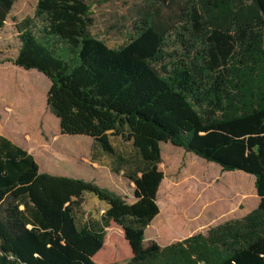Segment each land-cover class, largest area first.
Listing matches in <instances>:
<instances>
[{"label": "trees", "instance_id": "obj_1", "mask_svg": "<svg viewBox=\"0 0 264 264\" xmlns=\"http://www.w3.org/2000/svg\"><path fill=\"white\" fill-rule=\"evenodd\" d=\"M14 2L0 0V28ZM122 18L129 35L117 47L92 34L87 0H37L14 21L19 46L6 60L30 69L19 70L25 82L49 79L44 101L60 133L89 136L109 156L110 136L131 141L137 160H118L137 174L125 175L135 198L127 202L92 179L39 171L0 134V264H264V0H140ZM10 81L24 123L34 97ZM161 142L251 174L256 207L166 245L147 240ZM248 174L232 173L214 193L224 208L255 197ZM189 179L159 203L163 229L207 207L210 194ZM87 193L106 205L100 219L77 217Z\"/></svg>", "mask_w": 264, "mask_h": 264}, {"label": "rangeland", "instance_id": "obj_2", "mask_svg": "<svg viewBox=\"0 0 264 264\" xmlns=\"http://www.w3.org/2000/svg\"><path fill=\"white\" fill-rule=\"evenodd\" d=\"M36 1L15 0L8 18L0 28V134L9 137L31 153L40 171L80 177L87 180L95 178L97 180L95 182L100 186H107V188L124 197L127 202H133L135 200L133 183L108 171V166L114 167L120 164L116 154L112 156L105 154L89 136L60 133L58 120L48 110L44 101L45 92L50 85L49 79L37 70L32 69L35 73L43 75V79L39 81L36 78L31 79L28 74L27 76L30 77L31 81L25 82L24 73L19 72V70L29 72L30 69L25 70L6 60L15 57L19 46L14 21L25 16H31ZM87 1L91 4V13L94 18V24L90 28L92 34L104 40L109 47H117L126 42L129 35L128 27L127 22L122 17L129 6L140 2V0ZM11 77L24 82L34 97L31 106L35 105V109L24 123L20 119L25 118L27 114L22 113L20 107H18V96L14 89V82L10 81ZM35 82L38 84L37 91L33 90ZM11 121H16L17 126L11 125ZM110 138L116 151L122 150L128 152L129 155L132 154L131 142L126 143L125 140H120L116 136H110ZM160 151L165 162L167 161L172 165L178 163V168L166 175L161 181L156 195L158 206L172 188H175L183 180L190 178L189 181L192 184L199 183L201 185L200 189L202 187L205 195L210 194L205 210L196 215L193 214L192 219L205 218V224H211L227 218L239 217L246 211L256 207L259 198L256 195L254 177L251 174L241 170L223 171L221 168L218 170V164L206 161L191 152H184L182 148L174 146L170 142H161ZM44 163L48 164V168L43 167ZM237 171L251 175L249 178L244 179L243 183L253 190L255 197H251L249 200L240 199L235 205L224 208V197L214 195V193L222 187L224 179L233 178L232 173ZM235 177L238 178V176ZM105 209L104 202L99 201L93 194L87 193L84 195L82 209L76 215L82 219L89 217L100 219ZM156 216L153 220L157 218ZM153 220L144 232L147 240L160 236L158 232L163 231L160 225L155 226L152 223ZM184 223V230H188L189 220H185ZM163 233L174 235L173 231H164ZM108 246L110 249L112 248L111 244H108ZM125 257L126 254L120 251L118 259L124 260Z\"/></svg>", "mask_w": 264, "mask_h": 264}, {"label": "crops", "instance_id": "obj_3", "mask_svg": "<svg viewBox=\"0 0 264 264\" xmlns=\"http://www.w3.org/2000/svg\"><path fill=\"white\" fill-rule=\"evenodd\" d=\"M117 137V136H116ZM117 138H119L120 140H122L120 137H117ZM110 141H111V138H110ZM126 141V140H125ZM131 141H126V143H130ZM111 143H112V141H111ZM112 145H113V143H112ZM115 152H116V156H117V159H119V160H123L124 158H128V157H130L131 155H129L128 154V152H126V151H122V150H120L119 152L118 151H116V149H115ZM185 152V151H184ZM132 154H134V158L137 160V156H136V153H135V151L133 150V152H132ZM129 155V156H128ZM185 167V166H184ZM158 168L163 172V178H162V180L166 177V175H168L170 172H172V171H175V170H177V168H178V163H174L173 165L172 164H170V163H167V161L165 162V160H164V158H163V155L161 156V162L158 164ZM218 168H220V166L218 165ZM40 171V170H39ZM108 171H109V173H113V174H116V175H120L121 177H123V178H126V179H128L125 175L126 174H137V171H135V168H134V165H131V164H127V165H119V166H114V167H110V166H108ZM41 172H48V171H41ZM48 173H50V172H48ZM51 174H53V173H51ZM59 175H61V174H59ZM92 179V178H91ZM90 179V180H91ZM92 180H94V181H97V180H95V178H93ZM129 180V179H128ZM161 180V181H162ZM130 181V180H129ZM130 183H132L131 181H130ZM161 183V182H160ZM160 185V184H159ZM104 187H107V186H104ZM114 191V190H113ZM116 192V191H115ZM117 193V192H116ZM157 195V194H156ZM158 205V204H157ZM159 207V211H158V213H157V218H155L154 220H153V224L155 225V226H157V225H160V226H162L160 223H159V218H160V216H161V213H162V209H161V207L160 206H158ZM248 211H246L245 213H247ZM245 213H243L242 215H244ZM196 215V214H195ZM241 215V216H242ZM240 217V216H239ZM227 219H229V218H227ZM227 219H225V220H227ZM151 220V221H152ZM186 220H189V223L187 224V227H189L188 228V230H184V227H185V223H184V221L183 222H177V221H172L169 225H168V227L166 228V229H163V231L162 232H158V233H160V236H158V237H152L151 239H153V240H156L160 245H166V244H169V243H171V242H174V241H177V240H180V239H182V238H184V237H186V236H189V235H191V234H193V233H197V232H201V231H204L206 228H208L209 226H211V225H214V224H217V223H219V222H222V221H224V220H222V221H219V222H215V223H211V224H205V218H201L200 220H198V219H192V218H188V219H186ZM194 222V223H193ZM150 224V223H149ZM148 227V226H147ZM146 229V228H145ZM177 230H181V231H183V233H182V235L180 236V237H175V236H177V235H167L166 233H163L164 231H168V232H170V231H177ZM187 231V232H186ZM190 231V232H189ZM145 232V231H144ZM152 232V231H151ZM154 233V232H153ZM145 234V233H144ZM180 235V234H179Z\"/></svg>", "mask_w": 264, "mask_h": 264}]
</instances>
